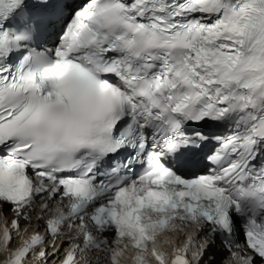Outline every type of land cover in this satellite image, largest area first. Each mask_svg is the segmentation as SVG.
I'll use <instances>...</instances> for the list:
<instances>
[{
	"label": "bare ground",
	"instance_id": "obj_1",
	"mask_svg": "<svg viewBox=\"0 0 264 264\" xmlns=\"http://www.w3.org/2000/svg\"><path fill=\"white\" fill-rule=\"evenodd\" d=\"M53 206H54V203L52 202V200L48 199V200L42 201L37 207L33 209L32 212H30L28 216L29 222L23 223V226H27L30 222H33L34 226H37L40 229L42 227L44 220L50 217L51 215L50 211ZM3 215L5 219L12 217V215L7 212L5 214L3 213ZM5 219H2V221L4 222ZM65 232H66V235L69 237L74 236V230L72 228L67 229V230L65 229ZM24 239H26V237L23 234H21V236L18 237L17 240L14 241V244L12 246H14L16 243L21 242V240H24ZM171 239L175 242L178 241V243H181L185 241L186 238H185V234H182V235H176V236L174 235L172 236ZM66 244H67L66 241H64L61 244V247L65 246ZM0 245H1V242H0ZM4 248H7V247H4ZM4 248L0 246V260L4 258V255H3ZM208 250L211 253H214L217 255L216 253L217 251H215L213 247H209ZM48 252H50V250ZM5 253H8L7 249L5 250ZM127 253H128V249L126 247V241H124L123 239L106 238L105 247L102 249V251L94 253L90 261H91V264H119V261H121L124 255H126ZM202 259H203V256H202ZM227 259L229 260L228 261L229 264H232L230 259L229 258ZM50 260L52 261L53 259L50 258ZM201 264H208V263L201 260Z\"/></svg>",
	"mask_w": 264,
	"mask_h": 264
},
{
	"label": "rangeland",
	"instance_id": "obj_2",
	"mask_svg": "<svg viewBox=\"0 0 264 264\" xmlns=\"http://www.w3.org/2000/svg\"><path fill=\"white\" fill-rule=\"evenodd\" d=\"M49 253V252H48ZM52 258V257H51Z\"/></svg>",
	"mask_w": 264,
	"mask_h": 264
}]
</instances>
